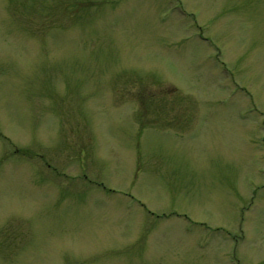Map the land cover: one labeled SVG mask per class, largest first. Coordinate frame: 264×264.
Here are the masks:
<instances>
[{"label": "rangeland", "instance_id": "1", "mask_svg": "<svg viewBox=\"0 0 264 264\" xmlns=\"http://www.w3.org/2000/svg\"><path fill=\"white\" fill-rule=\"evenodd\" d=\"M0 264H264V0H0Z\"/></svg>", "mask_w": 264, "mask_h": 264}]
</instances>
